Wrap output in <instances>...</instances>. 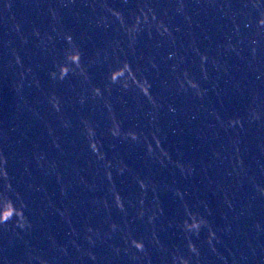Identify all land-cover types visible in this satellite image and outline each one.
<instances>
[{"label": "water", "instance_id": "water-1", "mask_svg": "<svg viewBox=\"0 0 264 264\" xmlns=\"http://www.w3.org/2000/svg\"><path fill=\"white\" fill-rule=\"evenodd\" d=\"M0 264H264V0H0Z\"/></svg>", "mask_w": 264, "mask_h": 264}]
</instances>
